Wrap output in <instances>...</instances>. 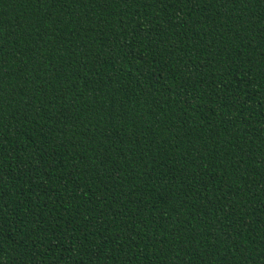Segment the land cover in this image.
<instances>
[{"label": "trees", "instance_id": "1", "mask_svg": "<svg viewBox=\"0 0 264 264\" xmlns=\"http://www.w3.org/2000/svg\"><path fill=\"white\" fill-rule=\"evenodd\" d=\"M0 264H264V0H0Z\"/></svg>", "mask_w": 264, "mask_h": 264}]
</instances>
